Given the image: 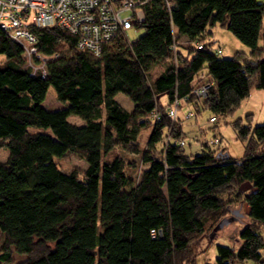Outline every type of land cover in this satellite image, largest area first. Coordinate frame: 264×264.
Instances as JSON below:
<instances>
[{
	"label": "trees",
	"instance_id": "16d2710c",
	"mask_svg": "<svg viewBox=\"0 0 264 264\" xmlns=\"http://www.w3.org/2000/svg\"><path fill=\"white\" fill-rule=\"evenodd\" d=\"M142 8L134 25L143 32L131 41L118 33L98 55L77 49L62 27H32L38 51L56 53L44 76L31 72L21 45L0 28V148L7 149L0 160V264L12 251L24 255L13 264H196L191 241L230 215L234 199L246 203L250 221L238 228L235 245L216 243L214 262L202 264H264V120L230 121L243 141V153L232 156L220 139L185 152L177 116L182 102L193 103L192 115L198 106L228 115L252 88L264 87V48L257 44L264 0H145ZM215 23L248 54L211 51L203 38ZM203 67L209 85L200 99L190 89ZM48 85L66 106L42 105ZM118 92L130 109L115 99ZM174 95L187 99L171 119ZM70 113L83 122H70ZM68 152L86 161L83 171L57 165L54 158ZM242 182L247 191L223 197Z\"/></svg>",
	"mask_w": 264,
	"mask_h": 264
},
{
	"label": "rangeland",
	"instance_id": "374dc122",
	"mask_svg": "<svg viewBox=\"0 0 264 264\" xmlns=\"http://www.w3.org/2000/svg\"><path fill=\"white\" fill-rule=\"evenodd\" d=\"M260 1V0H258ZM125 36L128 40H133L137 38L142 32V26L131 25L130 27L125 29ZM203 40L207 43L209 49L212 51L216 45L221 47V52L218 56L221 57H231L235 53H238L240 56H245L249 52V47L241 42L229 29L225 26L219 25L215 23L214 25L209 27V32L204 36ZM176 43L180 46H187L188 41L185 37H178L176 39ZM258 45H263L264 48V14L262 15V24L260 27V36L257 39ZM161 63H155L151 68V75L154 76L161 68ZM206 68L203 67L193 76L192 82L204 78ZM202 75V76H201ZM115 99L125 108L130 109L132 106V101L125 96L124 94L118 92L115 94ZM160 101L165 100V96L161 95L159 97ZM42 105L46 109H55L61 108L68 104L67 101L57 100L54 96V90L51 85H48L47 90L45 92L44 99L41 101ZM193 107V103L186 104L182 102L181 105L177 108V116L181 123V129L184 133V151L187 153L198 151L201 148V144L199 141L208 139L211 137H218L220 139V143L226 146L227 151L232 156H240L243 153V141L236 137L232 123L230 122L233 118L241 115L242 121L250 122V124L259 123L264 120V87L263 88H252L250 94L242 99L232 114L228 115H216L217 119L214 122L208 121V117L210 115H214L207 108H201L198 106V111L194 112L193 115L187 118H183L185 112L187 110L195 111ZM250 112L252 114H248V119L245 118V114ZM67 119L70 122L81 124L83 120L79 118L76 114H68ZM35 128V127H33ZM46 130H48L46 128ZM148 129L144 128L141 130L139 136L140 144H143L145 138L147 136ZM119 152V151H118ZM117 153L115 150L112 154ZM7 155V149L0 148V160H3ZM123 155V154H121ZM126 159H134L135 161H139L137 154H129L124 153L123 155ZM54 161L57 165L64 170H68L70 168H76L80 172L83 171L86 167V161L79 157L77 154L73 152H68L62 157H55ZM128 174L131 176L133 180L137 179L139 174V170L136 167L131 168L128 171ZM250 188V185L247 182H242L239 184L237 188H231L228 192L223 194L224 198L231 197L234 199L235 189L240 191H247ZM231 202V203H230ZM230 210L236 209L237 218L235 220L230 221L229 223L224 224L221 228H219L214 236L209 237L208 234L211 229L207 228L204 232L198 235L193 241H191V250L195 255L196 264H202L203 262H214L216 249V243L221 244H236L237 240V230L241 227L245 222H249L250 219L246 216L247 206L245 202L237 201L234 199L229 201ZM229 213L227 214V216ZM235 215V216H236ZM259 232L264 238V227L260 228ZM3 241V235L0 231V247ZM24 257L23 254L12 251L11 260L8 264H13L14 262L22 259Z\"/></svg>",
	"mask_w": 264,
	"mask_h": 264
},
{
	"label": "built area",
	"instance_id": "2783aa9c",
	"mask_svg": "<svg viewBox=\"0 0 264 264\" xmlns=\"http://www.w3.org/2000/svg\"><path fill=\"white\" fill-rule=\"evenodd\" d=\"M144 2L145 0H0V28L21 45L25 64L31 68V72L36 71L44 76L46 59L56 53L48 56L38 51L32 27H62L75 37L77 49L89 50L98 55L104 42L120 32L125 35L126 28L142 19ZM195 45L202 47L201 42H196ZM213 51L219 54L221 47L216 45ZM208 85V78L204 76L193 82L190 91L202 99L207 94ZM184 99L187 97L179 98L174 95L172 104L167 109L168 117H175L176 106ZM191 115V110H187L184 116ZM216 119L214 115L208 117L210 122H215ZM179 142L182 143V140ZM207 143L218 144L219 138H208ZM151 232L154 235V231ZM157 234L160 235V230H157Z\"/></svg>",
	"mask_w": 264,
	"mask_h": 264
},
{
	"label": "water",
	"instance_id": "95a60500",
	"mask_svg": "<svg viewBox=\"0 0 264 264\" xmlns=\"http://www.w3.org/2000/svg\"><path fill=\"white\" fill-rule=\"evenodd\" d=\"M263 55H264V51H263ZM237 214L236 209H233L230 213V215H228L227 217H222L221 219H219L211 228L210 232H209V237H212L215 232L221 228L224 224L228 223L229 221L233 220L235 218V215Z\"/></svg>",
	"mask_w": 264,
	"mask_h": 264
},
{
	"label": "crops",
	"instance_id": "0c3cea01",
	"mask_svg": "<svg viewBox=\"0 0 264 264\" xmlns=\"http://www.w3.org/2000/svg\"><path fill=\"white\" fill-rule=\"evenodd\" d=\"M260 46H263V45H260ZM205 74H206V73H205ZM255 89H256V88H255ZM249 94H250V93H249ZM249 94H248V95H249ZM248 95H247V96H248ZM247 96H246V97H247ZM246 97H244V98H246ZM244 98H243V99H244ZM234 111H235V110H234ZM234 111H233V112H234ZM233 112H232V113H233ZM232 113H231V114H232ZM247 113H248V112H247ZM251 114H252V113H251ZM245 115H246V114H245ZM237 117H239V118L242 119L241 115H238Z\"/></svg>",
	"mask_w": 264,
	"mask_h": 264
}]
</instances>
